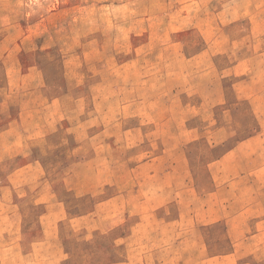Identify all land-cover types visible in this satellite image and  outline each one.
Listing matches in <instances>:
<instances>
[{
	"label": "rangeland",
	"instance_id": "1",
	"mask_svg": "<svg viewBox=\"0 0 264 264\" xmlns=\"http://www.w3.org/2000/svg\"><path fill=\"white\" fill-rule=\"evenodd\" d=\"M238 1L0 0V75L4 74L6 83V73L9 74L12 90L6 88L5 92L14 91L16 94L7 101L14 100L11 108L15 111L27 107L35 109L31 124V116L26 117L27 120L19 121L15 130L8 131V122L1 121L0 142L26 139L38 133L32 128L41 116L38 109L48 97L56 99L47 107L48 115L58 124L66 123L61 108L70 107L74 109L70 112L71 117L88 119L86 124L91 134L99 127L105 128L100 139L106 140L112 132L116 133V139L123 140L126 131L121 129L125 126H135L142 121L156 122L158 119L169 122L174 115L178 116V121L190 125L216 122L220 111L230 102L214 104L215 114L210 112V117H207L206 114H198L202 110L198 98L189 97L186 92L210 90V93L217 94L220 83L224 86L232 82L229 72L218 68L236 60L240 52L236 45L229 50H220L215 44L220 40L224 25L234 29L241 24L235 21ZM258 1L264 7V0ZM249 39L252 40V36ZM207 46L210 48L206 51ZM204 71L208 73L204 74ZM259 75L256 86L261 90L264 89V68ZM58 96H62L63 102L57 99ZM216 99L214 97L212 101ZM108 125L113 127L112 132L107 129ZM206 134L198 142L175 150L168 146L164 162L157 158L147 161L136 170L141 175L140 179L118 180L111 189H105L106 193H111L118 184L134 186L129 195L133 199L143 198L149 187L157 186L158 180L151 178L150 173L175 168L179 173L190 172L195 176V187L202 194L195 196L187 192L182 194V200L190 198V208L196 211L198 218H204L208 200L203 192L212 188L213 182L208 163L223 151L220 147L210 148L217 137L210 132ZM68 138L70 136H66ZM182 139L184 142L189 140L187 135ZM9 144L0 146V175L25 161L21 157L13 158L18 149ZM71 145L72 142L67 145L68 154ZM102 145L105 146L104 141ZM142 148L135 144L127 146L124 141L114 144L116 161L112 163V171L122 175L133 171L130 167L149 155L143 152L130 156ZM175 156H178V163L172 161ZM139 181L148 183L144 192L140 188L145 184L141 186ZM165 181L171 183L173 180ZM176 181L180 186L188 181L192 183V179L179 178ZM157 201L161 202L160 199ZM234 201V198L230 199L232 205H235ZM176 206L172 203L162 213L173 217L178 213ZM260 214L262 237L264 211L261 210ZM134 218L138 219V216ZM154 229L153 235L172 228L158 224ZM250 229L242 224L238 232L248 234ZM68 230L69 241L73 242L70 245L75 252H70L69 257L62 261L59 258L55 264H109L114 261L118 264H158L157 250L164 247H168L167 264L179 261L180 264H188L192 258L184 249L190 244L176 246L173 241L164 243L165 239L168 242L172 238L165 235L163 241L152 240L143 244V258L125 263L126 245L117 244L114 238L128 230L127 224L113 232L100 230L92 238H89L88 231L71 227ZM201 232L200 245L204 247L212 230L202 227ZM4 247V244L0 245V264H14L17 260L4 251ZM244 250L247 253L251 248ZM32 261L28 260L30 264Z\"/></svg>",
	"mask_w": 264,
	"mask_h": 264
},
{
	"label": "crops",
	"instance_id": "2",
	"mask_svg": "<svg viewBox=\"0 0 264 264\" xmlns=\"http://www.w3.org/2000/svg\"><path fill=\"white\" fill-rule=\"evenodd\" d=\"M262 6L258 0H239L235 6V21L241 24L234 29L224 25L220 40L216 41L220 50H229L236 45L240 52L236 60L218 68L229 72L232 82L224 86L220 83L217 94L210 93V90L186 92L189 97L198 98L202 103L198 114L207 117L210 112L215 114L214 104L230 102L220 111L216 122L190 125L178 121L177 115L169 122L164 119L142 121L122 128L126 131L123 140L116 139L113 127L108 125L107 129L112 133L106 140L100 139L105 128L99 127L91 134L86 124L88 119L71 117L70 112L74 109L70 107L61 108L66 123L58 124L48 115L47 107L56 99L48 97L38 109L41 116L32 128L38 133L26 139L0 142V146L10 142V147L18 149L14 150L13 158L17 156L25 160L12 171L0 175V245L4 244V251L17 260L14 264H30L28 260H33L31 264H55L59 258L61 261L68 258L70 252H75L70 245L73 242L69 241L68 227L88 231L89 238H92L100 230L113 232L126 224L128 230L114 238L117 244L126 245L125 263L145 256V242L163 241L167 235L172 238L168 242L165 239L164 243L190 244L184 248L192 257L188 264H264V235L260 237V212L264 211V89L259 90L260 86H256L259 71L264 68ZM209 48L207 46L205 50ZM6 77L7 85L4 74L0 75V122L7 121L9 131L15 130L19 121H25L29 116L31 124L35 109L27 107L15 111L11 108L14 100L7 99L16 97V94L14 91L5 92L6 88L12 90L8 73ZM214 97H217L215 102L212 101ZM57 99L63 102L62 96ZM206 132L217 137L210 148L220 147L223 151L208 163L213 182L212 188L203 192L208 200L204 218H198L196 211L190 208V198L182 200V194L187 192L195 196L202 194L195 187V176L190 172L179 173L175 168L150 173L151 178L162 182L157 181V186L149 187L143 198L133 199L129 195L134 186L118 184L111 193H106L105 189H111L118 180L140 179L136 170L147 161L157 158L164 162L168 146L175 150L196 143L207 135ZM184 135L189 138L186 142L182 139ZM66 136L70 138L66 139ZM103 141L106 147L102 145ZM118 141H124L127 146H143L140 152H132L130 156L143 152L149 154L130 167L134 172L122 175L112 171V163L116 161L113 147ZM70 142L72 149L68 154L66 148ZM172 161L178 163V156ZM179 178L192 179V183L188 181L180 186L176 181ZM165 179L173 181L170 183ZM139 182L141 186L145 184L140 188L144 192L148 183ZM231 198H234L235 205L230 203ZM75 201L76 205L73 204ZM172 203L178 205V213L173 217L164 216L162 211ZM134 216L138 219H133ZM158 224L172 229L153 235ZM242 224L252 230L240 234L238 227ZM202 227L212 230L204 247L200 245ZM248 247L251 250L246 253L244 248ZM167 250L168 247L157 250L158 264L168 263Z\"/></svg>",
	"mask_w": 264,
	"mask_h": 264
}]
</instances>
